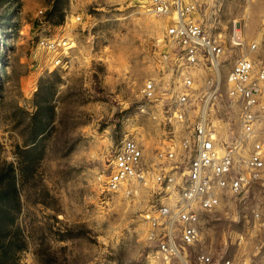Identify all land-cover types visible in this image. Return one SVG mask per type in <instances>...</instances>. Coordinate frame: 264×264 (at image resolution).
Instances as JSON below:
<instances>
[{
    "label": "rangeland",
    "instance_id": "obj_1",
    "mask_svg": "<svg viewBox=\"0 0 264 264\" xmlns=\"http://www.w3.org/2000/svg\"><path fill=\"white\" fill-rule=\"evenodd\" d=\"M147 1L0 0V165L22 168L6 235L13 264H152L144 200L102 185L122 138L153 147L162 124L166 83L153 113L137 107L144 82L159 73L156 42L164 32ZM197 14L215 33L228 37L238 28L247 42L256 40L253 54L264 63V0H208ZM63 36L68 48L55 63L37 42ZM235 55L226 54L221 82ZM39 85L46 99L40 111L33 103ZM255 207L264 211V192L205 211L200 240L186 249L191 264L199 249L211 253V264H259Z\"/></svg>",
    "mask_w": 264,
    "mask_h": 264
},
{
    "label": "built area",
    "instance_id": "obj_2",
    "mask_svg": "<svg viewBox=\"0 0 264 264\" xmlns=\"http://www.w3.org/2000/svg\"><path fill=\"white\" fill-rule=\"evenodd\" d=\"M207 1H147L145 10L163 19L164 32L156 42L159 73L144 82L137 107L153 113L159 84L166 83L160 132L153 147L132 135L122 138L102 179L108 193L144 200L152 264H191L186 249L199 242L205 211L223 199L242 202L264 192V63L253 54L258 42H247L238 28L228 37L213 32L197 14ZM37 43L58 63L69 39L41 37ZM232 49L236 55L221 82ZM252 215L262 233L264 264V211L255 207ZM192 258L195 264L213 260L204 249Z\"/></svg>",
    "mask_w": 264,
    "mask_h": 264
},
{
    "label": "trees",
    "instance_id": "obj_3",
    "mask_svg": "<svg viewBox=\"0 0 264 264\" xmlns=\"http://www.w3.org/2000/svg\"><path fill=\"white\" fill-rule=\"evenodd\" d=\"M41 89L42 85H39L33 100L38 111L42 108V102L45 103L46 100L44 96L40 95ZM41 132L40 127L36 129L29 142L33 143L36 141ZM34 146H29L28 149H33ZM16 169L21 173L22 168L18 162L17 166H14L12 162H5L0 165V183L7 179L5 185H0V264H13V261L7 256L12 240L6 238V235L8 233V225L14 220L10 211L14 208L18 209L20 204L19 191L16 184L17 178L15 177Z\"/></svg>",
    "mask_w": 264,
    "mask_h": 264
},
{
    "label": "bare ground",
    "instance_id": "obj_4",
    "mask_svg": "<svg viewBox=\"0 0 264 264\" xmlns=\"http://www.w3.org/2000/svg\"><path fill=\"white\" fill-rule=\"evenodd\" d=\"M151 14V13H150ZM153 15V14H152Z\"/></svg>",
    "mask_w": 264,
    "mask_h": 264
}]
</instances>
